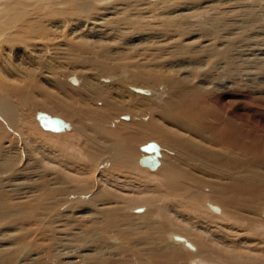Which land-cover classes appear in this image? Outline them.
<instances>
[{"label": "rangeland", "instance_id": "1", "mask_svg": "<svg viewBox=\"0 0 264 264\" xmlns=\"http://www.w3.org/2000/svg\"><path fill=\"white\" fill-rule=\"evenodd\" d=\"M19 1L0 0V18L7 10L4 8L8 6H11L12 14H17L12 20L14 24L5 20L1 22L2 26L10 28L9 25L14 30L17 23L21 24L24 18L31 17L26 9L31 10L38 5L37 0H32L33 2L30 0L33 6L24 8L25 0L20 1L21 5ZM93 1L95 5L97 4L95 9L103 11V8L110 6L112 2L115 5L117 0ZM138 1H127L130 3L129 12L132 19L124 20L123 25L119 24L123 30L120 32L113 30L114 25L105 20L102 21L101 27H96V30L104 33H108L109 30L111 34L103 35L99 31H93L90 34H96L95 37L88 35L89 37L84 38L91 41L97 38L95 43L101 42L97 48L103 46L123 48L125 64H130L132 70L147 71L146 73L151 76L160 73L164 77L160 78L161 82L156 87L153 86L155 83L151 86L140 83V87L144 86L143 89H148L149 92L143 90L142 95H138L139 99H145L144 102L148 105L163 100V104L159 106L163 108L166 102L164 99L170 96L171 92H176L178 88L177 92L190 89V95H193L190 97L191 102L193 101L190 104V112L193 114L194 125L199 129L192 134L191 131L184 130V137L195 145L197 152L203 151L198 158L196 157V162H192L200 169L194 168L195 175L190 181L195 187L188 182L187 187L182 189L186 190V193L181 190L178 197L174 195L173 199L172 196H167L164 189L158 193H150L147 202L135 203L138 194L133 193L141 184L143 186L146 183L141 172L135 174L133 166L127 162V166L111 163L112 168L108 161L105 163L102 161L103 165H99L101 161L91 162L87 159L86 154L90 147L87 146L86 136L83 135L87 133L83 122L89 118L85 117L83 109L88 105L80 101L82 97L78 98L77 93L84 92L80 84L81 79L88 75L100 77V74L90 62H77L78 57L70 54L72 51L65 47V36L61 35L65 29H56L58 37H55L56 41L53 42L56 44L54 48L57 50L53 49L56 53L45 54L44 58L47 56L45 59H54L56 65H60V68L54 71L60 72L59 75L63 77L65 83L62 81L61 89L52 83L49 87L53 95L60 99L57 103L65 106L63 102L65 98L67 99L65 102L68 105L65 107L70 109L71 117L61 121V110L55 107L57 104L55 101L51 106L54 111L50 109L46 114L39 110L37 113L49 114L51 121H61L55 131H68L70 138L65 140L61 138L57 143L56 139L41 137L44 127L40 124L38 115L31 114L32 119L38 121L34 132L36 143L33 142L30 148L24 146L25 144L21 149L17 146L8 152V160H2L1 156H5L6 152L1 146L3 142H0L1 170L4 167L5 170H10L8 174L0 175V264H257L256 262L264 264V0H158L156 3L158 7L154 10H152L154 2H150L151 0H142L146 4L141 6ZM136 7L147 9L141 18L143 22L141 21L139 25H136L134 20ZM7 21L8 25L5 23ZM84 27L82 32L92 30L91 26ZM163 35L171 38L169 41L167 39L168 48L161 44L166 41ZM178 35L182 38L174 40L175 37L179 38ZM103 40L107 42L104 43ZM4 43L7 45L2 43L4 46L0 48V75L8 78L13 77L18 67L26 64V61L24 62L26 53L32 59L35 56L32 57L31 53L10 46L8 41ZM207 43H211V46H207ZM137 52L141 55L139 56ZM85 56L83 58L89 59L92 55L86 53ZM30 59L27 60L31 64L29 68H33L35 65ZM45 75L53 78L48 72ZM71 77L74 84H71ZM103 77H101L103 83L106 81L113 91L110 102L119 106L122 104L124 106L122 111H129L125 115L130 114L132 117L131 112L137 107L141 110L147 109L139 101L137 102L141 106L143 104L145 108L136 106L134 100L137 99L130 97L128 93L124 95L116 78ZM62 91L66 96L61 93ZM34 96L36 103L46 102L42 95ZM100 108L103 109L101 106L96 109L101 110ZM108 110L120 121L127 119L121 117L123 112L121 114V111L114 107L109 106ZM148 114L151 115L149 112ZM90 119L95 121L94 126H89L93 129L103 128L98 122H109L97 119L96 116ZM69 123L81 125L84 129L79 131L75 128L69 131L66 129ZM55 131L52 129L49 132L54 134ZM1 135L2 132L0 137ZM23 135L27 136L25 132ZM3 136L5 138V134ZM150 143L158 145L159 141L153 137L147 142L137 144L136 148L141 153L149 152L145 151L149 149L143 148ZM26 150L31 153L28 159L22 155ZM151 154L156 157L154 152L148 155ZM77 160L80 163H75ZM165 161L162 160L163 163ZM130 162L135 164L134 154ZM137 162L142 164V160ZM125 167H128V170ZM96 168L97 170L105 168L107 171L105 179L108 181L113 179V187L124 192L109 185L107 187ZM156 168L148 167L147 170L149 173H155L159 170ZM114 173L120 176L122 184L126 185L124 188H120L118 176L116 175L117 179H114ZM235 180L240 183H236ZM126 195L129 197H125ZM179 197L186 198V201L180 202ZM177 202L179 206H176ZM151 208L154 214L147 215L146 210ZM128 218L131 220L127 221ZM139 219L140 222H137ZM151 220L154 223L153 227L147 225ZM176 223L179 225H173ZM188 227L192 228H189L190 234L186 230ZM170 235L175 236L174 242L169 240ZM185 239L188 243L180 246L184 251L187 250L183 252L185 255L175 258L170 254L172 250L163 251L166 245L172 244L169 242L175 244L177 240L182 242L181 240ZM218 239L223 245L228 243L226 255L229 258L235 255V260L228 258L224 260L210 254L208 249L221 246ZM231 244L235 245L233 247H237V250L240 247V252L234 253ZM239 244H242V247Z\"/></svg>", "mask_w": 264, "mask_h": 264}, {"label": "bare ground", "instance_id": "2", "mask_svg": "<svg viewBox=\"0 0 264 264\" xmlns=\"http://www.w3.org/2000/svg\"><path fill=\"white\" fill-rule=\"evenodd\" d=\"M12 1H15V0H12ZM31 1L25 0L24 2H25L26 6L24 8H27V6H33ZM127 1L128 0H117L115 2V5L112 2V4H110V6H106L105 8H103V11H101V10L98 11V9H95V7H97V4L95 5V2L93 0H51V1H49V0H37L36 1V3H38L37 6H34V8H31V10L26 9L29 12V15H31V17L28 19L23 17L24 20L21 22V24L17 23L14 30L12 29V26L8 25V21L12 22V20L14 19L15 16H17V14H15V15L12 14V12H11L12 10H10L11 6H8L9 9L7 7L4 8L7 10H6V12L4 11V13L1 16L2 18H0V38H2V39H0V48L3 47L4 45H7V43H4V42L8 41L10 46L16 47L17 49L22 50L25 53L29 52L33 55V56L32 55L31 56L32 57L35 56V58L32 59L29 56V54L27 55V53H26V58L24 60V62L26 61V64L21 66L20 68L18 67L16 69V72L13 74V77H8L9 78L8 79L5 77H1V75H0V132H2V135L0 137V142H3V144L1 146L3 147L4 151L6 152V154H5L6 157L3 155V156H1V158H2V160H8L7 159L8 158V152L13 151V149L17 148V146H19V148L21 149L23 147V144H25L24 146H26L28 148L31 144H33V142L36 143L37 141H35L36 137H35L34 132H35V129L37 127L36 123L38 121L33 120L31 117V114L36 116V115H38V113L40 111H44L46 113V111L52 109L51 106H52V103L54 101L57 103V100L58 101L60 100V99H58V97L53 95V93L51 92L52 90L49 87V84L52 83L56 88L61 89L62 81H64V79L61 75H59L60 72L54 71L56 68H60V65H56L54 59H45L47 56L44 58V55L45 54L52 55V54L56 53L54 51V50H57L54 48V47H56L55 46L56 44L53 43L54 40L56 41L55 37H58V36H56L57 35L56 29L62 28V29H65L67 31L65 33L64 32L65 30H64L63 32L65 34L62 32L61 35L65 36V38H64L65 39V41H64L65 47L68 51H72V53H70V54L74 55L75 57H78L77 62H79V63H81V62L85 63V61L87 63L90 62L91 64H93L94 68H96L98 70L97 72L100 74V77L98 75H94V76H90V75L87 76L86 75L87 77L81 79L80 84L83 86L82 88H84V92L79 91V89H80L79 88L78 89L79 93H77L78 98L80 96L82 97V99L80 101H82L83 103H86V105H88V107H86V108L84 107V109H83L85 117L89 118V119L84 120V122H83L85 124V125H83V127H85V130H86L85 132H87V133H85V134L82 133L84 136H86L85 138L87 140V146L90 147V149L87 151V154H86L87 159L90 160L91 162L101 161L99 163V165L100 164L103 165L102 161H104V163H105V161H108V162H110L109 164L112 168H113V165L127 166V163H128V164H130V166H133V170L135 171V174L137 172H141L142 179L146 183L143 184V186L141 184V186L138 187V189L135 190V192L133 193V194L139 195V196L137 195V198H135L136 199V200H134L135 203L147 202L148 201L147 199H149L147 196L150 193H152V192L158 193L159 191H163L164 189H166V191H167V196H170V197L172 196V199H173V196L175 195L176 197H178L177 196L178 193L181 192V190L183 188L187 187V185L189 183L192 184V182H190V181L193 180V175H195V169L199 168L196 164L193 165L192 162L195 161L197 156H199L201 153H203V151L197 152L195 150V145H193L189 140L185 139V137H184V132H183L184 130L186 132L191 131L190 133L192 134L197 129H199L198 127H196L194 125V120L192 119L193 114H192V112H190V110H191L190 104L193 103V101L191 102L192 99L190 100V97L193 96V95H190L191 94L190 89H188L186 91L184 89H182L181 91L177 92L179 89L177 87L178 89L176 92H171V94L169 92L170 96H168L166 99H164V100H166V102L164 101L165 105L163 108H159V106L161 104H163V100H159V102H155L152 105H148V103L144 102L145 99H142V98L139 99L138 95H140L143 92V90L148 91V89H143V88H145L144 86L140 87V83L143 82L144 84H142V85L148 84L149 86H151L152 83L153 84L155 83V85H153V86L156 87V86H158V83L161 82L160 78L162 79L164 77H162L160 73H157L158 74L157 76L156 75L151 76V75H149V73H146L147 72L146 68H145L146 72H142L143 70L142 71L141 70H132L130 64H128V63L125 64V61H124L125 53L123 54V52H122L124 50L123 48H110L109 46H103V47L97 48L100 46L98 44L99 43L101 44V42L95 43V42H97V38H96V40L94 39L93 41H91V39L84 38V37H89L88 35L95 37L94 35H96V34H94V33L90 34V32H93V31L94 32L99 31V33H102L103 35H108V33H110L109 30H108V33L107 32L106 33L100 32L101 30H96V27H101L102 23L105 20L108 21V23L110 22V25L111 24L114 25L113 30L118 31V32L123 30V29H121L120 25H123L122 23L124 22V20L128 21V20L132 19V18H130V15H132L130 13L131 12L130 11L131 10L130 3ZM157 1L158 0H151L150 1V2H154V5L152 6V10H154L155 7H158L156 5ZM138 2H139V6L146 4V3L142 2V0H139ZM5 4H6V2H5ZM20 5H21V2H20ZM34 5H36V4H34ZM19 6H18V9H19ZM15 7L17 8V6H14V8ZM136 10H137V12L135 13L136 19H134V20H135L136 25H139L140 22L142 21L141 18L143 17V15L145 13L144 11L147 9L141 8V7H136ZM183 11H185V10H183ZM132 12H133V10H132ZM179 13H181V11H179ZM86 18L88 20L90 19V21H91V22H89L90 24H94L93 27H92V25H90L88 23V20H86ZM178 18H180V17H178ZM16 19L18 20V18H16ZM157 19H159V18H157ZM5 20H8L5 23H7L8 27H10V28H6V26L1 25V22L5 21ZM17 20H15V21H17ZM73 25H74V27H73ZM79 25H80V27H79ZM84 26H87V27L91 26L92 30L89 29V32L88 31L82 32V30L85 28ZM118 26H120L119 29H116ZM178 26H180V25H178ZM105 28H107V27H105ZM174 28H175V26H174ZM105 31H106V29H105ZM59 32H61V31H59ZM152 36H150V37H152ZM106 37L111 38L108 36H106ZM157 37H160V36H157ZM163 37H164V35H163ZM166 37L167 36H165L164 39ZM171 37L173 38L174 36H171ZM61 38L62 37H60V39ZM107 38L106 39L102 38V39L107 40ZM180 38H182V37L181 36H179V38L175 37L174 40L175 39L179 40ZM164 39H163V41H164ZM167 39L169 41V39H171V38L170 37L166 38V41H167ZM198 39H199V37H198ZM104 40H103V42L106 43L107 41H104ZM156 40H158V38ZM168 41H167V43L162 42L161 44L165 45V47H167L166 45H169ZM59 42H61V41H59ZM2 43L4 45H2ZM179 43H181V42H179ZM61 44H62V42H61ZM209 45L211 46V43H209V44L207 43V46H209ZM59 46H61V45H59ZM123 46H125V45H123ZM176 46L178 48H180V46H178V45H176ZM63 47H64V45H63ZM127 48H130V47L127 46ZM160 48L164 50L163 47H160ZM174 48H176V47H174ZM154 50H156V49H153V51ZM39 52H42V53L39 54ZM82 52H84V54H82ZM125 52H126V50H125ZM86 53H89L92 56H90L89 59H85ZM139 53L140 52H137V54L140 56L141 54H139ZM145 53H148V52H145ZM150 53H151V50H150ZM155 53H157V52L155 51ZM83 56H85V57L83 58ZM134 56H133V58H134ZM152 57L154 58V56H152ZM145 58H146V56H145ZM156 58H158V62H159L158 55L156 56ZM29 59H30V61L32 60V62H33L32 64L35 65V67L32 66L33 68H29V66L31 65L29 63V61H27ZM134 59H132V60H134ZM150 60H151V57H150ZM133 62H136V61H133ZM136 63H138V61ZM158 65L160 66V64H158ZM138 67H140V66H138ZM47 72L52 74L53 78L46 76L45 73H47ZM152 75H153V73H152ZM111 76L113 78H116V81L119 82L121 89H122L121 92L124 95H126V93H128V95H130V97L137 99V100H134V102L136 103L135 104L136 106H141L140 104L143 103L147 109L144 110L142 108V110H141L140 107H137L138 109L135 108L136 110L135 109H134V111L132 110L133 113L131 112V114H132V117H131L130 114L125 115V113H127V112L129 113V111H122V110H124V106H122V104H121V106H119V104L115 105V104L111 103L110 98L113 94V91L111 90L110 85L106 84V81H105V83H103V81L101 80V77L105 78V77H111ZM97 78H100V79H97ZM49 79H50V82H49ZM70 81L71 82L73 81V77L70 78ZM64 83H65V81H64ZM71 84H74V82H72ZM128 84H129V86H128ZM132 86H134V87H132ZM198 90H200V89H198ZM68 91L69 90H67V92ZM194 91H195V93L198 94L197 90L194 89ZM70 92H72V91H70ZM36 93L42 95V97L45 98L46 102L45 103H36L35 96H34V95H38ZM61 93H63L65 95L64 91H62ZM150 93H152V92H150ZM59 95H60V93H59ZM67 96L69 97V95H67ZM162 98H163V96H162ZM66 100L67 99L65 98L64 102H63V100H61V102L68 105L65 102ZM137 101H139L140 104ZM125 103H126V101H125ZM125 103H124V105H126ZM157 103H159V105ZM90 104H92V105H90ZM99 104H101V105H99ZM143 104H142V106H143ZM98 105L103 107V109H101V108H100L101 110L96 109L97 107H99ZM65 106L61 103H57L55 106L56 108L61 110L60 111L61 112V115H60L61 121L68 119V117L70 116L69 113H71L70 109L68 107H65ZM95 106H96V108H95ZM109 106L114 107V109L116 108L117 110L121 111V114L123 112V115H120V116L126 117L127 119H123V121L118 120L113 112H110L109 110L107 111ZM148 112L151 113V115L150 114L147 115ZM48 115H42V114L38 115L39 122L42 125V127H44V130L41 132L40 136L47 138V139H50V140L56 139L57 143L60 142L61 138L62 139L64 138V140L70 138V134L68 131L56 132L54 129V131H55L54 134H53V132H49L50 130H52V128L46 127V125H44L45 118H46V120H47V117L49 118ZM95 116L97 117V119L99 118L102 121L109 120V122L101 123V122L97 121L98 124H101L103 126V128H94V129L90 128L89 126H94V124H95L94 119L92 120V119H90V117L94 118ZM51 119H50V121H51ZM61 121H58V123ZM40 124H38V125H40ZM69 125H71V126H69ZM105 126H110V128H108V127L105 128ZM71 127H73V128H71ZM83 127L81 125L75 126V124L73 125V124L69 123L66 126V129H68L70 131L71 129L74 130L75 128H77L80 131V129H84ZM200 127L202 128V126H200ZM5 130L7 132H5ZM78 130H77V132H78ZM39 131H41V130H39ZM24 132L27 134V136H25V137L23 135ZM4 134H5V138L3 136ZM150 134H152L154 136H152ZM153 137H155V139L157 138L159 141L158 145L156 144L157 145L156 149L154 148L153 150L152 149L151 150H145V151H149V152H142L141 153L139 151V149L136 148L137 144L147 142V141L151 140ZM39 143H41V142H39ZM70 145L73 146L72 144H70ZM47 149L49 150L48 147H47ZM39 150H41V148ZM34 151H35V149H34ZM83 151H84V149H83ZM152 152H154L156 154V158H157V164L155 166H148V165L144 166V165L137 162L138 160H140V162H141L143 157L149 156L148 154L152 153ZM133 154H134L135 164H132L130 162ZM22 155H23V157H27V159H28V158H30L31 153L29 150H26V151H23ZM27 159H25V160H27ZM164 159L166 161L163 163L162 160H164ZM81 160H82V158H81ZM78 162L79 161L77 160L75 163H78ZM111 163H113V165ZM137 163H138V165H137ZM25 166H26V164H25ZM1 167H2V164H0V175L5 174V173L8 174L10 172V170H5L6 169L5 167L3 170H1ZM103 167H105V166H103ZM148 167L151 169L157 167L156 169H159V170H157L155 173H149L147 170ZM125 168L128 170V167H125ZM97 169L98 168H96V170ZM22 170H24V169H22ZM25 170H27V168ZM198 170H200V169H198ZM17 171H18V169H17ZM77 171H78V168H77ZM108 171H110V170H108ZM106 172L107 171L105 168L104 169L99 168V170H97V173H99L98 175L101 176L100 178L102 179V181L104 183L106 182L107 185L106 184L105 185L107 187L109 185V187L115 188L112 185L114 183L113 179H111V181H108L107 179H105V178H107V177H104ZM116 175L118 176V180H119L118 184H120V188H124L126 185L122 184V182L120 180V176L118 174L114 173V176H115L114 179H117ZM248 177H249V175H248ZM96 178L98 179L99 177H96ZM235 181H236V183H240V181H237V180H235ZM235 185H238V184H235ZM192 186H193V184H192ZM193 187H195V185ZM235 188L236 187H234V188L231 187V189H235ZM115 189H117V188H115ZM188 189H191V188H187V190ZM117 190H121V192L123 191L122 189H117ZM221 191H223V190H221ZM121 192H119V193H121ZM182 192L186 193V190H182ZM181 195H182V193H181ZM125 197L128 198L129 195L128 196L126 195ZM150 200H151V197H150ZM179 200H180V202L181 201L184 202V201H186V198L182 199L181 197H179ZM177 203H178V205H176V204L175 205L179 206L180 205L179 202H177ZM132 205H133V203H132ZM173 208H174V205H173ZM146 211H147L146 212L147 215L149 213L154 214L153 208L146 210ZM171 213H172V211H171ZM173 213L175 214V212H173ZM134 215H139V214H134ZM143 215H144V213H143ZM157 216L158 215L156 214V217ZM176 217H178V216H176ZM125 219H126V217H125ZM152 219H154V218H152ZM129 220H131V218L127 219V221H129ZM140 220L141 219H139L137 222H140ZM155 220H157V218H155ZM149 221H150V219H149ZM186 221H187V219H186ZM155 223H156V221H155ZM153 224L154 223L152 222V220H151V222L147 223V225H149V226L150 225L152 226ZM173 225L176 226L179 224L176 223ZM192 227H195V225H192ZM189 228L192 229L191 227H188V228H186V230L190 234ZM166 229H167V227H166ZM171 229H169V230H171ZM163 231H165V230H163ZM175 232H172V233H175ZM176 234H178V233H176ZM174 237H172L170 235V237H168V238H171L169 240L170 241L172 240L174 242L176 240ZM173 238H174V240H173ZM145 239H146V237H145ZM181 241L182 242L177 240L175 242V244L173 242H169V243H172L173 245L172 244L166 245V248H163V251H164V249H168V251L172 250L170 254H172L173 257H175V258L176 257L179 258L182 255H185V253H183V252H185L187 250L185 249V251H184L183 250L184 248L183 247L180 248V246H184V245H186L185 243H188V242L186 241V239L181 240ZM218 241H219V239H218ZM219 243H221V246H217V247L214 246L215 248L214 249L211 248V250L208 249L210 254H213L214 257H219L220 259H224V260L226 258H228L229 260H231V259L235 260L236 259L235 255L234 256L232 255L231 258L227 257V255H226L228 253L227 252V250H228L227 247L229 246L228 243L225 245H223L221 241H219ZM231 245H230L231 249L234 251V253L240 252V247H238L239 249L237 250V247L236 248L233 247L235 245H233V244H231ZM239 245L242 247V244H239ZM246 250H247V247H246ZM249 250H251V248H249ZM206 254H207V252H206ZM259 258H261V257H259ZM168 259H170V258H168ZM256 263L258 264V262H256ZM195 264H197V263H195Z\"/></svg>", "mask_w": 264, "mask_h": 264}, {"label": "water", "instance_id": "3", "mask_svg": "<svg viewBox=\"0 0 264 264\" xmlns=\"http://www.w3.org/2000/svg\"><path fill=\"white\" fill-rule=\"evenodd\" d=\"M44 125L46 127L52 128V129H57L58 128V121H50V119L47 117V120L45 118ZM152 148H157V145L154 143H150L144 147V149H152ZM142 164L143 165H148V166H155L157 164V158L154 155H149L147 157L142 158Z\"/></svg>", "mask_w": 264, "mask_h": 264}]
</instances>
